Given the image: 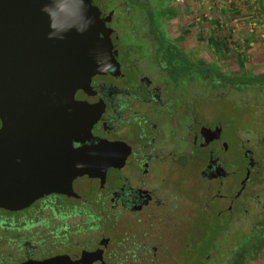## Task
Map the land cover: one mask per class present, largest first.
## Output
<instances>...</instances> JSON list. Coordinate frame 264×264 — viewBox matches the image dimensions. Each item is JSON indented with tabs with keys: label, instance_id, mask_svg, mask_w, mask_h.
<instances>
[{
	"label": "flooded vegetation",
	"instance_id": "flooded-vegetation-1",
	"mask_svg": "<svg viewBox=\"0 0 264 264\" xmlns=\"http://www.w3.org/2000/svg\"><path fill=\"white\" fill-rule=\"evenodd\" d=\"M96 1L89 4L100 12V21L107 19L111 61L104 52V63L100 53H92L101 41L88 44L84 59L93 74L76 84L71 102L90 106L87 115L95 118L90 136L114 144L113 164L103 173L75 176L61 191L23 207H0V264L214 262L220 252L217 238L237 226L241 231V218L252 217L249 209L260 204L264 193V157L258 158L255 144L250 146L240 130L234 131L232 142L226 139L227 122L203 106L210 92L222 86L236 89L218 64L209 69L200 59L192 60L157 30L148 29L146 40H153L146 41L149 59L140 47L119 41L111 27L114 9ZM145 3L120 0L116 5L127 13L139 6V33L152 24ZM198 83L203 92L184 96V89L198 88ZM76 115L67 125L71 148L81 138ZM232 148L235 157L227 159ZM237 174L232 188L222 193L226 180ZM211 200H218L212 209ZM211 217L222 219L213 220L211 227ZM258 225L251 224L247 237L264 238V225ZM207 233L212 238L204 239ZM253 246L234 244L224 250L229 258L221 264H240V255L255 250Z\"/></svg>",
	"mask_w": 264,
	"mask_h": 264
},
{
	"label": "water",
	"instance_id": "water-1",
	"mask_svg": "<svg viewBox=\"0 0 264 264\" xmlns=\"http://www.w3.org/2000/svg\"><path fill=\"white\" fill-rule=\"evenodd\" d=\"M99 16L89 0H0L1 208L23 207L113 164L114 144L90 136V106L71 102L76 84L93 74L88 44L101 41L92 53L111 61L110 29ZM75 112L81 138L71 148Z\"/></svg>",
	"mask_w": 264,
	"mask_h": 264
},
{
	"label": "rangeland",
	"instance_id": "rangeland-1",
	"mask_svg": "<svg viewBox=\"0 0 264 264\" xmlns=\"http://www.w3.org/2000/svg\"><path fill=\"white\" fill-rule=\"evenodd\" d=\"M119 1L97 0L96 4L103 6L104 9H114L111 27L116 31L119 41L131 44L133 47H140V52L148 59L152 52L146 41H153L146 40L150 39L148 35L149 29L151 31L157 30L160 38L164 41H172L175 45L177 44V49L180 52H183V54L188 52V57L192 60L195 58L200 59L204 64L210 66L209 69L218 64V69L227 73V76L233 75V73L238 76H256L264 72V41H232L230 39L231 32L227 30L225 31V35H222L223 28L221 30L218 26L219 24L215 22L217 20L216 7L210 13L211 24L214 25L211 26V30L215 28L211 32L214 35L211 33L213 36H209V31L204 23L205 20H202L201 9L205 3L203 0H144L151 16L152 24L151 28L144 27L140 33L138 31L141 20H137L140 16L136 14L135 9L137 8L140 13L142 12L141 9L139 6H134V8L128 9L129 12L127 13V10L116 6ZM178 33L181 34V37H177ZM209 37L211 39L207 41ZM225 37L228 39L224 40L225 43H221L220 45L213 44L215 39H224ZM250 42L252 44H249ZM239 59L242 62L240 67L238 64ZM211 63L215 65L213 64L212 67ZM196 86L184 89V96L189 95V92L197 93V89L203 92L202 85L198 83V88ZM203 99V106L205 110L209 111L210 115L223 122H227L223 127L226 139L232 142L234 131L240 130L242 138L248 139L250 146L255 144L256 153L261 155L258 158L264 157V84L250 86L241 91L229 90L222 86L216 90V93L210 92ZM234 157L232 148V151L226 154V158L230 159ZM239 177L240 175L237 174L234 177L228 178L225 182L226 186L224 184L225 188L223 189L222 187L220 191L222 193L229 191L234 181ZM261 185L264 187V181ZM194 199L197 200V197H194ZM259 199L260 204L252 210L249 209L252 217L241 218V231H239V227L237 226L235 232L231 231L232 233L230 232L228 235H222L217 238V243L220 246V248L219 246L217 247V251L220 252L219 255L217 254L216 261H211L209 264H221V261L223 263L227 261L229 255H223L234 244L245 245V247L256 244L254 243L256 241L255 238L247 237L246 234L251 224L264 225V193H260ZM217 201L211 200L209 208H214ZM253 218L256 221L258 220V222L253 221ZM221 219L211 217L207 220L211 223L212 227L213 220L220 222ZM177 224L179 226L181 222ZM195 226L199 228L198 226L201 227V224L196 223ZM177 229L179 228L177 227ZM180 232L181 230H177L174 233L178 235ZM212 236V234L208 235L207 233L204 239L212 238ZM263 249L264 238H260L259 241L257 240L255 250H247L248 252L246 251L245 254L240 255V264L263 263L264 254H257Z\"/></svg>",
	"mask_w": 264,
	"mask_h": 264
},
{
	"label": "crops",
	"instance_id": "crops-1",
	"mask_svg": "<svg viewBox=\"0 0 264 264\" xmlns=\"http://www.w3.org/2000/svg\"><path fill=\"white\" fill-rule=\"evenodd\" d=\"M167 1V0H166ZM204 7L201 9L203 21L205 20L206 28L209 36L214 34L211 32V15L210 13L216 7L217 20L222 35L225 31H230L232 41H264V0H203ZM202 1V2H203ZM214 26V25H213ZM211 33L213 35H211ZM181 37L178 33L177 37ZM192 36V34H191ZM194 37V36H192ZM195 38V37H194ZM211 37L207 39L209 41ZM223 39H215L224 41ZM228 40V39H227ZM194 41H196L194 39ZM249 44H252L250 42ZM264 254V249L257 254ZM264 264V260L263 263Z\"/></svg>",
	"mask_w": 264,
	"mask_h": 264
},
{
	"label": "trees",
	"instance_id": "trees-1",
	"mask_svg": "<svg viewBox=\"0 0 264 264\" xmlns=\"http://www.w3.org/2000/svg\"><path fill=\"white\" fill-rule=\"evenodd\" d=\"M213 42V41H212ZM221 43H225L224 41H215L213 42L214 45H220ZM238 64H239V67L241 66L242 62L241 60L239 59L238 60ZM226 79H228V83L233 87L235 88L236 90L238 91H241L243 89H246L247 87H250V86H254V85H262L264 84V72L261 73L260 75H256V76H248V75H245V76H242V75H233V76H228L226 77ZM225 79V80H226ZM259 241V239H257ZM257 240L254 242L256 243L253 247V249H255L256 245H257ZM242 248L245 249V245H242ZM247 251V249L245 250ZM248 252V251H247Z\"/></svg>",
	"mask_w": 264,
	"mask_h": 264
}]
</instances>
